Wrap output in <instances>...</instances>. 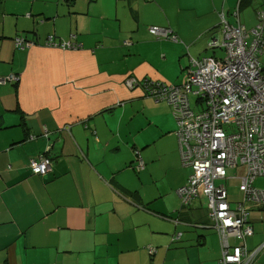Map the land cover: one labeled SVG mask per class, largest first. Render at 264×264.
<instances>
[{
  "label": "crops",
  "instance_id": "0c3cea01",
  "mask_svg": "<svg viewBox=\"0 0 264 264\" xmlns=\"http://www.w3.org/2000/svg\"><path fill=\"white\" fill-rule=\"evenodd\" d=\"M17 1L12 29L0 27V76H18L0 84V264H218L220 240L202 201L178 214L176 190L190 168L180 162L170 104L124 79L183 83L202 52L220 56L208 48L221 36L220 13L250 32L264 0ZM16 36L32 45L16 48ZM49 37L77 47L46 45ZM49 144L50 167L33 173L29 159ZM245 172L227 168L230 201L242 199ZM252 185L264 190V175ZM249 209L252 234L228 243L256 250L250 264H264V204Z\"/></svg>",
  "mask_w": 264,
  "mask_h": 264
},
{
  "label": "built area",
  "instance_id": "2783aa9c",
  "mask_svg": "<svg viewBox=\"0 0 264 264\" xmlns=\"http://www.w3.org/2000/svg\"><path fill=\"white\" fill-rule=\"evenodd\" d=\"M256 16L257 25L249 32L241 23L231 25L221 12V36L212 39L208 48H221L223 54L194 59L181 84L132 75L124 79L127 87L141 86L148 96L170 104L177 124L181 163L191 168L176 193L183 202L200 195L207 198L208 216L222 248L218 264H250L254 259L256 250L249 251L243 244L230 245L228 239L250 236L249 204H264V190L252 186L253 179L264 174V67L258 57L264 55V9H258ZM148 31L157 37L178 40L169 28L149 26ZM14 44L24 48L32 42L16 36ZM46 45L77 47L70 42L55 43L52 37ZM17 79L11 73L0 78V84ZM191 96L197 98L195 108ZM51 162L45 155L30 159L29 166L37 174H44ZM237 164L246 167L238 186L242 199L231 202L221 180L227 168ZM142 165L138 157L136 166Z\"/></svg>",
  "mask_w": 264,
  "mask_h": 264
},
{
  "label": "rangeland",
  "instance_id": "374dc122",
  "mask_svg": "<svg viewBox=\"0 0 264 264\" xmlns=\"http://www.w3.org/2000/svg\"><path fill=\"white\" fill-rule=\"evenodd\" d=\"M3 7H7V14L6 15L4 14V15L1 16V11H0V27H1V29H2V27H4L5 31H9V30L12 29V26L14 24L15 18H17V17L20 16V14L18 12H15V11H18L19 10V8H18L19 7V3H18L17 0H7V1L4 2ZM8 9L9 10H14L13 11L14 14H12V12H10ZM9 12L11 14H8ZM163 28H166V27H163ZM8 37H11V35L8 36ZM13 42H14V39H13ZM208 54H210L208 52V50H205L197 58H201L203 56H208ZM222 54H223V52H222V50H220L218 55H222ZM4 76H0V78H2ZM185 78H186V75H185ZM10 83H12V82L9 81V82H7L5 84H10ZM5 84H1V85H5ZM190 101H191L192 108H193V105H194L193 104V102H194V97L193 96L190 97ZM226 129H228L227 126H226ZM153 170L155 171L156 174H158V171L155 170V168H153ZM231 171H233V170H228V172H231ZM227 188H228V191L230 192V194L232 192V194L235 195V192L237 191L236 190V184L235 183L232 184V187H229L228 186ZM201 196H203V195H200L199 197H201ZM235 196H237V195H235ZM235 196H233L231 199L232 200L235 199ZM199 197H198V199H200L202 201V207H203V209L207 212L208 211L207 210V203H206L207 202V199L205 198V196H203V198H199ZM200 210L203 212L202 209H200ZM186 224H187L186 226H188L187 228L189 230H192V228H194L193 226L190 225L192 223H186Z\"/></svg>",
  "mask_w": 264,
  "mask_h": 264
},
{
  "label": "trees",
  "instance_id": "16d2710c",
  "mask_svg": "<svg viewBox=\"0 0 264 264\" xmlns=\"http://www.w3.org/2000/svg\"><path fill=\"white\" fill-rule=\"evenodd\" d=\"M24 39H26V38H24ZM215 49H217V48H215ZM220 49H221V48H220ZM176 132H177V130H176ZM177 138H178V137H177ZM178 147H179V146H178ZM45 151H46V150H45ZM45 155H48V154H47V151H46V152H43V154H40L39 156H37V157H35V158H32V159H36V158H39L40 156H45ZM179 155H180V153H179ZM48 156H49V155H48ZM49 157H50V156H49ZM138 157H139V156L136 155V158H135V164H137V158H138ZM50 159H51V161H52V158H51V157H50ZM29 160H30V159H29ZM180 161H181V158H180ZM181 164H182V163H181ZM243 166H244V165H243ZM28 167L31 168V167L29 166V162H28ZM244 167H245V166H244ZM134 168L138 169L139 167H134ZM31 170L33 171V169H31ZM245 170H246V167H245ZM190 172H191V168H190ZM190 172H189V173H190ZM33 173H36V172L33 171ZM39 175H43V174H39ZM188 175H189V174H188ZM262 175H264V174H262ZM262 175H258V176H256V177H259V176H262ZM226 176H227V173H226ZM187 177H188V176H187ZM256 177H255V178H256ZM255 178H254V179H255ZM186 180H187V178H186ZM185 182H186V181H185ZM185 182H184V183H185ZM221 182L223 183V182H224V179H222ZM184 183H183V184H184ZM183 184H182V185H183ZM238 186H239V185H238ZM252 186H253V185H252ZM253 187H254V186H253ZM225 188H226V187H225ZM238 190H239V189H238ZM240 192H241V191H240ZM176 194H177V193H176ZM241 194H242V192H241ZM177 195H178V194H177ZM178 197H179V195H178ZM198 197H199V196H198ZM198 197H197V198H198ZM205 198H206V197H205ZM227 198H228V195H227ZM179 199H180L181 207L178 209V214H179V212H180L181 210H183V208L186 209V208L191 204V202L194 201V199H196V197H194V198H193V197L190 198L189 201H187V202H183L182 198H180V197H179ZM206 199H207V198H206ZM228 200H229V199H228ZM229 201H230V200H229ZM231 202H235V201H231ZM207 207H208V204H207ZM206 215H207V218L209 219L208 211H207V214H206ZM164 217H165V216H164ZM165 218H169V219H171V216H170V217H165ZM209 220H210V219H209ZM173 222H174V224L177 225V224H179V223L181 222V219H180V218H175V219L173 220ZM183 222H184L185 224H186V223H192V224H190L191 226L195 225L194 223H196V222H194V223H193V222H188V221H186V220H184ZM186 225H187V224H186ZM203 225H204V224H203ZM204 226H206V224H205ZM210 226H211V224H210ZM200 227H202V226H200ZM215 232H216V231H215ZM216 233H217V232H216ZM177 234H181V233H177ZM217 235H218V234H217ZM218 238H219V237H218Z\"/></svg>",
  "mask_w": 264,
  "mask_h": 264
},
{
  "label": "water",
  "instance_id": "95a60500",
  "mask_svg": "<svg viewBox=\"0 0 264 264\" xmlns=\"http://www.w3.org/2000/svg\"><path fill=\"white\" fill-rule=\"evenodd\" d=\"M50 147H51V144H49L47 147H46V151L47 152H50ZM49 155V154H48ZM50 156V155H49Z\"/></svg>",
  "mask_w": 264,
  "mask_h": 264
}]
</instances>
